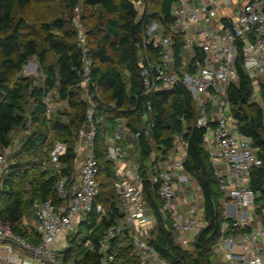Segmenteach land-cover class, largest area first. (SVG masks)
<instances>
[{
  "label": "built area",
  "instance_id": "2783aa9c",
  "mask_svg": "<svg viewBox=\"0 0 264 264\" xmlns=\"http://www.w3.org/2000/svg\"><path fill=\"white\" fill-rule=\"evenodd\" d=\"M78 27L81 29L79 84L86 88L82 99L89 106L85 123L78 131L76 170L57 183L61 203L47 200L33 204L39 244L14 233L0 217V243L12 241L28 254L21 256L12 244H6L0 248V264H37L38 261L58 264L57 250L65 237L76 228L78 231V226L92 213L98 221L106 215L105 207L99 202L100 171L94 144L103 115L98 114L94 100L99 89L92 73L94 60L87 33L82 24ZM240 53L257 94L264 83V0H179L172 6L171 21L145 23L138 44L143 92L136 98L148 97V109L139 117V129L130 130L125 120L107 138V159L114 164V190L123 217L109 226L98 242L96 253L100 264H114L115 239L120 240L119 246L131 241L133 253L141 264H169L150 243L157 220L146 197L147 178L154 184L161 211L171 219L177 245L187 248L206 225L202 192L185 171L187 128L174 136L170 149L164 145L154 147L155 121L150 99L155 94L172 92L179 85L191 93L200 110L196 125L205 128L204 147L210 155L219 189L228 199L226 220L212 249L219 261L216 264H264V199L258 200L250 184L252 170L261 167L263 160L253 148L252 140L238 132L228 102V90L238 82L236 63ZM91 87L96 90L90 92ZM44 102L48 116L57 105L66 104L54 103L50 95ZM110 107L115 108L113 104ZM142 138L152 148L148 159L142 156ZM10 147L0 154V180L7 172L6 154ZM84 150H87L85 154ZM66 151V143L54 142L50 163L58 170L62 169L61 157ZM143 171L148 172L147 178ZM258 238L262 239L261 244Z\"/></svg>",
  "mask_w": 264,
  "mask_h": 264
},
{
  "label": "trees",
  "instance_id": "16d2710c",
  "mask_svg": "<svg viewBox=\"0 0 264 264\" xmlns=\"http://www.w3.org/2000/svg\"><path fill=\"white\" fill-rule=\"evenodd\" d=\"M45 0H0V154L12 146L11 134L17 128L27 129L28 122L35 129L24 139L22 152L39 154V179L33 183L31 197L26 198L19 188L20 177H28L29 169L22 168L21 154L7 166V172L0 180V217L12 231L34 244L41 242L35 229H27L23 220L33 213V204L51 200L61 203L56 186L63 176L75 173L78 131L85 123L89 103L82 99L85 86L79 84L81 74V53L78 38L82 24L87 33L91 51L93 76L98 84V114L103 121L98 125L94 141L95 157L98 161L101 183L99 202L105 207L106 215L98 221L95 214L78 226V233L70 241L71 247L64 254V263L70 254L77 253L75 264H100L96 253L98 242L104 237L109 226L123 217L119 200L114 190V164L107 159L108 135L117 131L125 120L134 131L139 129V117L148 109V97L140 95L143 85L140 79L138 44L144 34L146 22L172 20V6L179 0H58L64 11L50 20H44L38 28L29 30V24L22 12L32 3ZM144 4L141 16L135 3ZM83 10V11H82ZM81 15L75 16L76 12ZM78 17V18H77ZM36 57L43 72V84H34L31 77L16 76L23 67ZM238 82L228 90L229 109L241 135L252 140V146L263 160V165L251 173V188L264 199V83L256 94L254 86L243 66L240 53L237 59ZM90 92L94 89L91 87ZM30 92L33 104L25 96ZM47 95H54L58 102L48 116L44 102ZM155 121L153 129L154 147L164 145L170 149L174 136L181 134L188 142V156L185 171L197 182L203 195V216L206 225L189 244L193 251L175 243L172 222L161 211L156 189L148 172L143 171L146 182V197L157 223L151 231L150 243L161 258L169 264H216L213 247L219 239L221 224L225 218L227 197L220 191L218 178L204 147L205 128H198L196 122L200 110L191 93L182 85L172 92L155 94L150 99ZM113 104L115 108H111ZM28 105V108L26 109ZM138 108H135V106ZM28 111L29 113H26ZM214 126L213 124H211ZM67 144V151L61 157L62 169L50 163V153L55 141ZM142 156L148 159L152 150L142 138ZM90 241L85 248L78 238L83 233ZM29 233V234H28ZM83 237V238H84ZM125 239V238H124ZM120 240L113 241L116 253L114 264H141L133 253L132 242L119 246ZM58 258V256H57Z\"/></svg>",
  "mask_w": 264,
  "mask_h": 264
},
{
  "label": "rangeland",
  "instance_id": "374dc122",
  "mask_svg": "<svg viewBox=\"0 0 264 264\" xmlns=\"http://www.w3.org/2000/svg\"><path fill=\"white\" fill-rule=\"evenodd\" d=\"M136 8L139 10V14L142 16L144 12V4L142 1L136 2L135 3ZM64 11L63 5H61L58 0H45L41 2H35L32 3L28 8L24 9L22 12L23 17L26 19V21L29 24V30H31L33 27H37L38 25L44 21V20H50L56 16H59L60 13ZM83 11V10H82ZM76 15L75 16H80L81 12L75 11ZM23 76V77H31L34 80L35 85H42L43 84V72L40 67L39 61L37 60L36 57H32L30 61L23 67V70L16 76V78ZM27 94L25 96V99L27 103H30L31 105L33 104V100L30 97V92L25 93ZM52 97V100H54V103L57 102V98ZM28 108V105L26 109ZM26 113H29L26 111ZM35 129V125H31L30 122H28L27 129L25 128H17L12 134H11V139H12V146L10 147V151L6 154L7 156V166L15 161L16 156L21 154V158L19 159L23 170L24 169H29L30 174L28 177H20L18 180L19 183V188L21 189V192L26 198L31 197V192L33 189V183L32 181H37L39 179L38 174H39V154H32V153H23L22 146H23V141L24 139ZM87 150H84V154L86 153ZM4 152V151H3ZM34 214L30 212L25 219L23 220L24 225L27 227L28 231L33 229V220H34ZM77 228L75 232L69 234L68 236L65 237V239L62 241V245L59 246V250H57V261L58 264H75V260L78 258L77 253H72L70 254V257L68 258V261L64 263V254L62 252L66 251L71 247V239L74 237L76 233H78ZM29 234V233H28ZM84 235H86V230L85 227H83V233L81 236H79L78 241L84 243L85 248L90 247V241L87 240ZM84 237V238H83ZM89 241V242H88ZM262 239L258 238V242L261 244ZM66 242V243H64ZM1 246V245H0ZM3 247V246H2ZM1 247V248H2ZM187 249L189 251H193V248L191 246H188ZM217 260V258H216ZM219 262V261H217ZM40 261L37 262L39 264ZM46 264H49L45 262ZM41 264V263H40Z\"/></svg>",
  "mask_w": 264,
  "mask_h": 264
},
{
  "label": "crops",
  "instance_id": "0c3cea01",
  "mask_svg": "<svg viewBox=\"0 0 264 264\" xmlns=\"http://www.w3.org/2000/svg\"><path fill=\"white\" fill-rule=\"evenodd\" d=\"M197 183V182H196ZM197 186H198V184H197ZM199 187V186H198ZM199 189H200V187H199ZM201 191V190H200ZM226 211V210H225ZM204 224H205V222H204ZM81 225V224H80ZM33 228L35 229V218H34V220H33ZM9 245V244H11V243H9V242H2V243H0V248L2 247V246H4V245ZM12 247L14 248V250L19 254V255H21V256H28V254L26 253V252H23L17 245H15V244H12ZM3 248V247H2Z\"/></svg>",
  "mask_w": 264,
  "mask_h": 264
},
{
  "label": "water",
  "instance_id": "95a60500",
  "mask_svg": "<svg viewBox=\"0 0 264 264\" xmlns=\"http://www.w3.org/2000/svg\"><path fill=\"white\" fill-rule=\"evenodd\" d=\"M7 242H9V243H11V244H15V243H13L12 241H7ZM16 245V244H15ZM47 263H49V262H47ZM50 264V263H49Z\"/></svg>",
  "mask_w": 264,
  "mask_h": 264
}]
</instances>
